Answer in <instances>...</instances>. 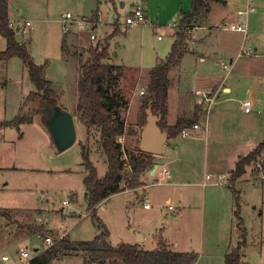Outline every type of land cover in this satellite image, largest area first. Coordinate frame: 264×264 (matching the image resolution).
Here are the masks:
<instances>
[{"label":"rangeland","instance_id":"obj_1","mask_svg":"<svg viewBox=\"0 0 264 264\" xmlns=\"http://www.w3.org/2000/svg\"><path fill=\"white\" fill-rule=\"evenodd\" d=\"M121 3L124 6H121ZM139 5L149 7L150 20L146 24L125 25L126 16ZM190 6L191 0H149L148 3L147 0H111L106 3L104 0H8L11 19L18 20H15L17 24L23 20L31 22L26 34L16 32V40L27 45L33 63L46 66L44 72L53 82L51 86L55 87L54 92L61 95L58 97L59 102L61 98L62 108L69 110L71 114L74 113V108L72 112L70 108L77 96V65L80 58L76 55L78 53H75L76 48L69 47L67 50L64 48L63 38L66 41L73 38L74 46L85 50L91 47L90 43L92 45L102 43L118 29L116 35L109 40V53L114 65L128 66V69L122 68V76L112 90V95L119 105L117 114L126 125V134L118 139L123 146L125 162L128 161L129 154L137 153L136 137L129 132L141 130L139 124L141 106L143 97L147 95L149 72L145 69L166 58L172 44L168 28L173 26L172 24H178L182 15L181 7L188 10ZM173 11H176L174 17L171 15ZM66 12L72 15V19L66 20L68 31L64 34L62 26ZM213 12L211 18L214 21L210 25L215 26L209 27L206 32L193 33L196 29H191L184 44V49L191 50L193 36L200 37L201 33L205 34L206 47L202 51L204 61L200 62L197 57L186 53L179 67L169 70L168 91L171 88V98L176 99L174 86L177 82L186 94L187 99L182 95L181 101L177 103L181 104V116L184 115L186 118L192 115L189 102L196 100L192 84L196 80L198 82L222 80L226 71L221 65L229 67L230 59L235 58L241 46L244 49L248 46L253 48L248 42L242 44L240 33L220 28L225 22L230 23L231 19L223 17L218 10ZM253 17L254 14L250 13L249 21ZM172 18H176V21L173 22ZM81 22L87 25L80 26ZM90 22L95 23L94 29H91ZM152 23L158 28L152 27ZM160 29L164 30V33ZM91 33L95 34L94 41L89 39ZM0 40L2 41L0 44L3 43L0 46L4 47L5 40L1 38ZM86 59L84 55L81 60ZM239 60L245 61L246 64L250 58ZM261 60L264 61V58ZM133 68H142L143 71H134ZM177 75L181 78L180 81H177ZM193 75L197 76L196 80L192 78ZM244 81L247 83V78ZM33 90L27 69L20 58L13 57L7 61H0V121H11L18 114L32 115V122L21 124L19 129L14 127L0 129V210L11 211L10 216L0 215V254L6 253L9 257L8 262L0 264H16V251L21 248L26 249L32 257L40 253L48 247L43 240L46 236H50L51 241L55 237H66L72 241H90L98 233L92 216L86 213L88 210L82 183V177L86 172L80 165L79 145V142L87 141L90 149L89 158L96 167L98 176L103 177L107 165L106 158L97 145L98 135L91 132L87 137L85 129L73 114L75 142L63 152H58L42 123L40 103L36 98L30 100L28 97L29 92ZM256 99L257 96L252 97L253 102L258 103ZM258 108L254 106V110ZM259 110L264 111V99ZM167 115L165 118L170 116ZM20 133L22 138H19ZM153 162L155 164V159ZM255 165L247 167V175L261 173V168ZM150 173L151 171L145 172L140 178L144 188L140 186L137 189L124 190L109 196L96 206V215L109 233L107 241L112 246L128 244L131 239L130 231L133 230L146 236L144 242L137 243L140 248L151 251L156 246L154 238L161 232L173 251L196 253L195 264H223L224 254L229 253L232 247L237 245L241 235L234 214L231 213L230 217L224 216V208L221 205L215 211L217 215L213 214L211 217V221L207 208L199 211L198 216L203 188L190 189L179 184L180 181L173 185L176 181L162 175L160 166L154 175ZM243 188V184L235 188L241 192L238 194L239 215L246 221L247 226L245 245L241 251V264H264V228L263 231L260 229L257 220L259 208L264 211L261 202L264 200V184L250 189L249 195ZM189 190H194V195H191ZM230 192L232 194L231 190ZM179 197H182L187 205L184 210L178 205ZM170 198L171 202L167 203ZM64 201L67 203L63 204ZM144 203L149 205V209L143 208ZM169 206L173 210H169ZM182 210L183 216L175 221L174 217ZM29 221H35L49 229L50 234L29 233L25 224ZM36 248L37 252H34ZM83 263V256L76 254L63 256L51 262V264Z\"/></svg>","mask_w":264,"mask_h":264},{"label":"trees","instance_id":"obj_2","mask_svg":"<svg viewBox=\"0 0 264 264\" xmlns=\"http://www.w3.org/2000/svg\"><path fill=\"white\" fill-rule=\"evenodd\" d=\"M209 2L222 0H191V10L183 16L175 31L174 40L166 58L151 68L148 72L147 95L143 97L141 106L140 127L145 123L146 108L150 107L154 114L160 116L161 127L166 129L169 138H175L184 129L194 127L198 122L199 111L196 109L190 118L180 117L168 126L165 123L167 113V96L169 84V70L181 61L186 53L185 42L191 24ZM96 16V13L94 14ZM94 18V17H93ZM8 0H0V36L5 40V49L0 51V61L18 57L24 63L28 79L34 90L28 97L36 98L40 104H57L59 97L54 92L50 81L44 76L45 65L33 63L28 49L20 44L16 32L8 27ZM118 29H115L102 43H96L89 48L87 59L78 62L77 102L74 115L85 129L86 136L91 132L98 135L97 145L102 155L106 158L107 171L103 177L90 160V149L86 142H79L80 165L86 172L82 183L85 189L87 210L90 211L98 234L90 241H72L66 237L53 238L55 243L33 256L29 264H51L57 258L76 254L83 256V264H195L197 255L194 252L181 253L173 251L160 232L156 236V246L151 251H144L139 244L120 243L112 246L108 241V230L102 220L96 215V206L110 195L124 190H132L141 186L140 177L154 166L153 155L139 150V136L137 131H130L136 137V154H129L127 162L124 161V150L119 138L126 134V125L117 114L118 103L112 95V90L122 76V66L110 63L112 56L109 53V40ZM77 57V58H78ZM32 115H17L11 121H0V128L14 127L19 129L21 124L31 123ZM132 153V152H131ZM264 159V140H262L250 153L239 157L234 168L229 172L227 187L232 191L234 198V216L236 226L241 235L237 245L224 256L223 264H241V251L245 245L246 233L242 229V220L239 215V193L235 190V182L245 173L247 167ZM261 173L264 172V162L260 163ZM128 169V171H126ZM122 183L123 186H122ZM10 210H0L1 216H10ZM9 219L11 217H8ZM7 218V219H8ZM26 229L31 234L46 233L42 226L27 225ZM18 233V235H20ZM48 234V233H47Z\"/></svg>","mask_w":264,"mask_h":264},{"label":"crops","instance_id":"obj_3","mask_svg":"<svg viewBox=\"0 0 264 264\" xmlns=\"http://www.w3.org/2000/svg\"><path fill=\"white\" fill-rule=\"evenodd\" d=\"M108 1L111 0H104L105 3ZM148 2L149 0H147V3ZM121 6H124V4L121 3ZM140 8L145 14L146 18L150 20L151 13L149 12V7L146 5L144 7L140 6ZM190 10L191 8L184 10V8L181 7L180 12L182 15H180L178 24H172L173 26H169L168 30L172 38V42L174 40L175 31L177 30L181 19ZM214 10H218L220 13H222L223 17H229L231 19L230 23H244L246 25V31L244 33H237L242 35V44L248 42L249 44H252L253 48L248 46L244 49V47L240 45V50L237 52L235 58L230 59L226 75L220 81L209 80L207 82L206 80H200L198 82L196 80L197 76L193 75L192 78L197 81L192 84L194 90L193 93L195 94L196 100L195 102H189L188 105H190L189 109L191 114H193L196 109L199 111L198 122L194 127L183 130L186 131V136H181L180 134L175 138H168L165 145L163 146L162 153L157 155V157L155 156L154 158V166L156 165V169L154 172L150 173L151 175H154L160 166L162 175H166L168 179L176 181L174 184H170L176 185L178 184L177 181H180L179 184L188 186L190 189L203 188L202 201L200 204L201 208L197 213L199 216V211H204V209L207 208L208 212L210 211V221L213 214L217 215V212L215 211L219 209L221 205L224 208V216L230 217L231 213L234 214V198L227 187L229 172L234 168L239 157L250 153L262 140H264V111L259 110L262 106V100L264 99V61L261 60L264 58V0H222L221 3L209 2L201 14L192 22L191 29H196L193 33H196L197 31L206 32L209 30V27L215 26L210 25V23L214 21L211 18ZM238 11H247V14L239 16L237 15ZM175 13L176 11L171 12L172 17H174ZM250 13L254 14V17L251 21L248 19ZM8 18L11 19L9 8ZM172 21L175 22L176 18H172ZM152 27L156 29L158 28L154 23H152ZM230 32L236 33V31ZM162 33H164V30H162ZM200 35V37L196 35L193 36V47H191V50H185L187 54L197 57V59L202 62L204 61L202 51L206 47L204 44L206 37L203 33ZM0 38L4 41V38L1 36ZM63 40V46L66 50L69 49V47L73 49L76 48L77 51L75 50V53H78L80 56L86 55L87 57V51L89 50L88 48L81 50L79 47L78 49L77 46H74L73 38L68 39L69 41H66L65 38H63ZM0 42L2 41L0 40ZM25 46L27 48V45ZM2 47L0 46V51L5 49V45L3 47L4 49ZM246 57L250 58V61L246 64L245 61L243 62L239 60ZM162 61L163 60H158L155 65ZM110 63L112 64L111 60ZM180 63L181 61L175 66L176 69L179 67ZM122 67L126 69L128 66ZM175 67H172V69ZM151 68L145 69L146 72ZM132 70L138 72L143 71L142 68H133ZM44 76L53 86V82L48 77H46L45 72ZM245 78H247L249 83L248 81L245 83ZM180 80L181 78L179 75H177V81ZM174 89L176 92L175 100L171 98V88L168 91L167 113L170 116H168L166 113L168 117L165 118L166 125L168 126L173 125L177 118L184 117V115L181 116V104L177 103L179 100L181 101V96H185L186 94H184V89L181 88L179 82L176 83ZM53 90H56L55 87ZM56 94L57 96L59 95L58 93ZM253 96H257L256 100L258 103L253 102ZM246 100L251 101L252 103V108L248 113H245L243 110V102ZM76 102L77 96L75 102L73 103L74 105L70 108L71 112L73 108L75 110ZM60 103L61 98L59 106L62 108ZM254 106L259 108L254 110ZM73 114L74 113L72 112V116L74 117ZM137 133L139 136V129ZM19 138H22L21 133ZM262 162H264V159H262ZM82 172L84 174V171ZM83 178L84 175L82 180ZM139 181L141 182L140 179ZM241 184H243V189L247 195H249V192L251 191L250 189L253 190L254 188L258 187V185L264 184V172L254 176H249L246 172L235 182L234 187L236 188L237 185ZM141 187L144 188V185L142 184ZM190 191L191 190H189V192ZM238 193L241 194L239 191ZM190 194L194 195V190H192ZM179 198V207H181L183 210L186 209L187 205L183 202L184 199H182V197ZM106 199H108V197ZM106 199H104L102 202H104ZM169 202H171V198L167 200V203ZM261 202H263L264 206V200ZM253 207L255 208V205ZM168 209L173 210V208L171 209V206H169ZM183 210L174 217L175 221H178L180 217L183 216ZM86 213L91 215L90 211H87ZM257 215L259 227L263 231L264 211L261 207L259 208ZM195 218L196 216L194 219ZM241 220V227L247 234L246 221L242 217ZM220 223L221 220L218 223V228ZM25 224L32 226H42L37 224L35 221H29ZM42 227L46 233L50 234L49 229L45 228L44 226ZM135 233H139L140 236H136ZM130 234L131 239L130 243L128 244H137L136 240H140L141 238L143 239L141 242L146 240V236L140 232L131 230ZM0 263L2 262L0 261Z\"/></svg>","mask_w":264,"mask_h":264},{"label":"water","instance_id":"obj_4","mask_svg":"<svg viewBox=\"0 0 264 264\" xmlns=\"http://www.w3.org/2000/svg\"><path fill=\"white\" fill-rule=\"evenodd\" d=\"M39 113L43 125L46 127L55 149L62 152L69 148L76 139L74 118L71 113L64 110L57 104H40ZM145 123L141 127L139 133L138 148L140 151L149 153L153 156L162 153L163 146L168 140L169 136L160 125V116L154 114L150 107L145 110ZM156 169L153 166L151 173ZM140 236L139 233H135ZM143 239L136 240L140 243ZM37 252V249L33 250Z\"/></svg>","mask_w":264,"mask_h":264},{"label":"built area","instance_id":"obj_5","mask_svg":"<svg viewBox=\"0 0 264 264\" xmlns=\"http://www.w3.org/2000/svg\"><path fill=\"white\" fill-rule=\"evenodd\" d=\"M247 11H238L237 15L239 16H243L246 15ZM72 19V15L69 12H66L64 14V19H63V32L66 33L68 31V27H67V23L66 20H71ZM148 22V19L146 18L145 14L142 12L141 8L139 6H137L131 14L127 15L125 18V22L124 24L127 26H132L135 24H146ZM91 23V29H94L95 27V23L90 22ZM81 24H85L81 22L80 26H82ZM89 25V24H88ZM8 27L10 29H13L14 31H16L17 33H21V34H26L29 30V28L31 27V22L29 20H23L22 23L17 24L15 20L13 19H8ZM220 28L224 29V30H229V31H236V32H245L246 31V25L244 23H225L223 25L220 26ZM191 31V29L188 31V33ZM160 38V37H159ZM89 39L91 41L95 40V34L91 33L89 35ZM222 69L227 71L228 70V66L225 64H222ZM143 93V92H141ZM252 108V103L251 101H244L243 102V110L245 113L250 112ZM186 131H182L181 132V136H186ZM262 162V160L260 159L257 163H256V167H260L261 165L260 163ZM208 178V176H207ZM67 202L64 201L63 204H66ZM143 208H149V205L147 203L143 204ZM38 236H40V234H38ZM44 243L47 244V246H51L55 243V240L53 239L51 241V237L50 236H46L44 239ZM32 258V256L29 254V252L24 249L21 248L18 251H16V264H29L30 259ZM9 260V257L7 256V254H0V261L1 262H7Z\"/></svg>","mask_w":264,"mask_h":264}]
</instances>
